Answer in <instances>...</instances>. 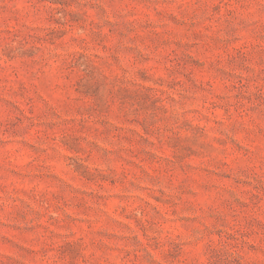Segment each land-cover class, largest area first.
I'll list each match as a JSON object with an SVG mask.
<instances>
[{
  "label": "rangeland",
  "instance_id": "obj_1",
  "mask_svg": "<svg viewBox=\"0 0 264 264\" xmlns=\"http://www.w3.org/2000/svg\"><path fill=\"white\" fill-rule=\"evenodd\" d=\"M0 264H264V0H0Z\"/></svg>",
  "mask_w": 264,
  "mask_h": 264
}]
</instances>
